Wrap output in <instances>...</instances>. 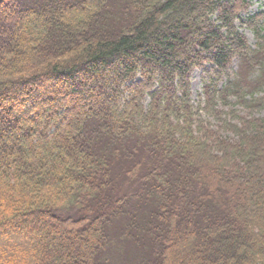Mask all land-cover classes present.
I'll list each match as a JSON object with an SVG mask.
<instances>
[{
  "label": "trees",
  "instance_id": "obj_1",
  "mask_svg": "<svg viewBox=\"0 0 264 264\" xmlns=\"http://www.w3.org/2000/svg\"><path fill=\"white\" fill-rule=\"evenodd\" d=\"M250 6L0 0V264H264Z\"/></svg>",
  "mask_w": 264,
  "mask_h": 264
},
{
  "label": "rangeland",
  "instance_id": "obj_2",
  "mask_svg": "<svg viewBox=\"0 0 264 264\" xmlns=\"http://www.w3.org/2000/svg\"><path fill=\"white\" fill-rule=\"evenodd\" d=\"M262 3H263V0H251V7H250L249 12L253 13V12H256L258 9H261ZM241 32L246 37L248 44L251 46H254L256 43V37H255L254 33L251 31V29L243 27V28H241ZM206 68H208V65H206ZM235 69H236V63L233 62L231 64V71L232 70L234 71ZM203 76H204V70L203 69H196V70L191 72V100H192L194 105L198 101V96L200 94ZM235 109L237 111H239L242 115L256 114L255 111H248V110L243 109L242 107H239V106H235ZM24 226H25V224H23L21 226V229H23ZM32 234L34 236H42L44 234L43 227L37 231H33ZM115 264H122V263L115 261Z\"/></svg>",
  "mask_w": 264,
  "mask_h": 264
}]
</instances>
